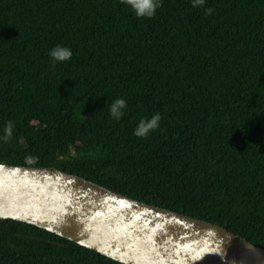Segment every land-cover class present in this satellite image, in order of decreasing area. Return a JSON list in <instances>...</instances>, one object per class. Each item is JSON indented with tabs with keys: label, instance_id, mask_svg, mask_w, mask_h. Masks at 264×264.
<instances>
[{
	"label": "trees",
	"instance_id": "obj_1",
	"mask_svg": "<svg viewBox=\"0 0 264 264\" xmlns=\"http://www.w3.org/2000/svg\"><path fill=\"white\" fill-rule=\"evenodd\" d=\"M56 46L72 58L54 62ZM0 164L56 168L264 250V0H161L151 19L122 0H0ZM0 264L120 263L0 219Z\"/></svg>",
	"mask_w": 264,
	"mask_h": 264
},
{
	"label": "water",
	"instance_id": "obj_2",
	"mask_svg": "<svg viewBox=\"0 0 264 264\" xmlns=\"http://www.w3.org/2000/svg\"><path fill=\"white\" fill-rule=\"evenodd\" d=\"M0 219L33 225L120 264H264L263 249L219 225L51 167L0 164Z\"/></svg>",
	"mask_w": 264,
	"mask_h": 264
},
{
	"label": "clouds",
	"instance_id": "obj_3",
	"mask_svg": "<svg viewBox=\"0 0 264 264\" xmlns=\"http://www.w3.org/2000/svg\"><path fill=\"white\" fill-rule=\"evenodd\" d=\"M128 7L132 9L137 18L151 19L157 12V9L161 6V0H122ZM205 0H193V7L202 6ZM211 13L210 9L205 10V14ZM72 51L68 47L56 46L50 52L49 56L54 62H65L72 58ZM127 107V102L124 99H116L112 102L109 113L110 115L119 120L124 115V109ZM161 115L156 113L151 116L150 119H141L134 135L137 137H146L150 132L155 131L160 125ZM7 136H11V122H8L5 127Z\"/></svg>",
	"mask_w": 264,
	"mask_h": 264
}]
</instances>
